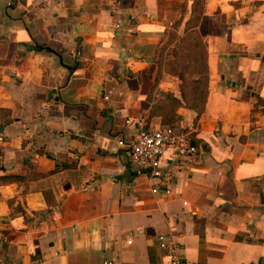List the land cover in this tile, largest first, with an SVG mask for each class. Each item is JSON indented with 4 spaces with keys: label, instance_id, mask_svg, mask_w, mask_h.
Masks as SVG:
<instances>
[{
    "label": "crops",
    "instance_id": "crops-1",
    "mask_svg": "<svg viewBox=\"0 0 264 264\" xmlns=\"http://www.w3.org/2000/svg\"><path fill=\"white\" fill-rule=\"evenodd\" d=\"M192 29L198 99L157 71ZM140 117L195 147L163 180ZM169 232L181 264H264V0H0V264H162Z\"/></svg>",
    "mask_w": 264,
    "mask_h": 264
},
{
    "label": "built area",
    "instance_id": "built-area-1",
    "mask_svg": "<svg viewBox=\"0 0 264 264\" xmlns=\"http://www.w3.org/2000/svg\"><path fill=\"white\" fill-rule=\"evenodd\" d=\"M136 127L134 138L125 144L128 147V160L137 172L146 173L149 179L163 180L167 177V174L161 170V159L165 151L171 150L178 157L190 156L195 152L194 145L171 126L145 127L140 117L136 122ZM117 144L123 145V142L118 140ZM156 191L157 187L151 189L152 193ZM168 191V188L163 186L162 192L166 194ZM156 243L166 257L162 264H181L178 253L179 243L175 233H159Z\"/></svg>",
    "mask_w": 264,
    "mask_h": 264
},
{
    "label": "rangeland",
    "instance_id": "rangeland-1",
    "mask_svg": "<svg viewBox=\"0 0 264 264\" xmlns=\"http://www.w3.org/2000/svg\"><path fill=\"white\" fill-rule=\"evenodd\" d=\"M198 17L194 16L187 28L196 25ZM203 44L201 34L198 29L189 30L171 37L170 45L161 53L157 61V71L180 77V87L192 97H201L204 86L203 72ZM195 75L199 76L198 81L192 79Z\"/></svg>",
    "mask_w": 264,
    "mask_h": 264
},
{
    "label": "trees",
    "instance_id": "trees-1",
    "mask_svg": "<svg viewBox=\"0 0 264 264\" xmlns=\"http://www.w3.org/2000/svg\"><path fill=\"white\" fill-rule=\"evenodd\" d=\"M179 79H180V77H178ZM196 81H198V80H196ZM196 81H194V82H196Z\"/></svg>",
    "mask_w": 264,
    "mask_h": 264
}]
</instances>
